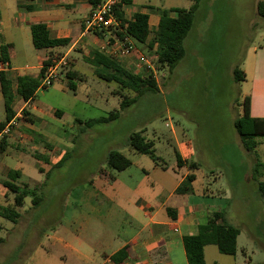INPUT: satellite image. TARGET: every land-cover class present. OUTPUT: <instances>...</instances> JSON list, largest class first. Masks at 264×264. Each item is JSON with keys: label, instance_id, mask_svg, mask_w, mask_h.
Returning <instances> with one entry per match:
<instances>
[{"label": "rangeland", "instance_id": "1", "mask_svg": "<svg viewBox=\"0 0 264 264\" xmlns=\"http://www.w3.org/2000/svg\"><path fill=\"white\" fill-rule=\"evenodd\" d=\"M17 1L0 0L4 22H12L17 15ZM258 1L200 0L184 39L185 55L172 71L158 69L153 51L133 42L132 53L117 59L134 72L147 74L150 69L158 87L122 110V95L136 93L120 90L115 82L103 79L104 71L85 60L81 47L76 45L68 53L66 47L46 53L34 48L29 32L0 23L2 39L15 45L11 66L22 68L19 72L36 73L38 57L45 53L51 58L66 54L67 61L51 85L37 89L28 107L31 113L26 116L20 111L16 125L6 135L10 141L6 158L16 161L24 172L16 183L35 189V195L26 196L16 208L17 222L0 216V237L6 241L0 247L1 264L12 260L16 264H91L80 261L75 250L101 257L117 248L129 228L127 213L145 221L135 201L157 204L163 190L178 178L172 170L178 144H189L192 150L189 163H197L192 169L196 175L192 187L195 194L208 190L209 196L204 197L207 212L222 210L227 221L240 230L235 255L222 254L210 245L205 252L206 264H264L263 198L249 177L257 157L264 163V136L255 137L257 157L246 148L243 151L234 138L241 97L233 83V69L242 68L249 47L264 46V19L257 13ZM192 3L134 0L131 8H143L154 17L163 9L189 8ZM111 37V32H104L101 47ZM140 55L151 68L142 62L136 66ZM68 69L77 73L75 90L68 87ZM0 105L3 118V103ZM56 110L61 114L57 116ZM115 110L120 112L116 119L89 129L75 122ZM13 130L24 136L11 139ZM133 131H142L153 141L157 161L128 144ZM110 150L122 153L131 161L130 166L120 171L109 167L105 157ZM0 158H5L1 151ZM155 162L167 166L160 181L150 169ZM1 175L6 178V173L1 171ZM2 181L0 208L11 206L15 196L8 189L3 193ZM223 191L228 199L213 205V196L223 197ZM34 196L37 204L32 201ZM205 221L206 217L201 222Z\"/></svg>", "mask_w": 264, "mask_h": 264}, {"label": "trees", "instance_id": "2", "mask_svg": "<svg viewBox=\"0 0 264 264\" xmlns=\"http://www.w3.org/2000/svg\"><path fill=\"white\" fill-rule=\"evenodd\" d=\"M92 6H95L102 0H88ZM132 0H118L113 7L114 15L118 21V25L108 28H95L94 32L100 37H103L104 32H111L110 40L123 39L129 37L134 42L144 45L146 44L149 50H152L155 56V65L157 68H164L172 71L178 62L185 55L184 39L188 36L198 8L200 0H193L189 8L172 7L163 9L159 13L157 27L151 33L149 27V15L146 12L135 11L130 18L124 17V7L131 3ZM256 10L260 17L264 19V0H259L256 4ZM99 30V31H98ZM31 40L34 48L48 49L68 44V38H51L49 30L45 23L36 22L30 25ZM11 44L0 45V60L9 61V52ZM49 56L42 62V66L36 76L29 74H18L13 78L8 71H0V92L3 97L5 118L0 121V130L13 118L16 111L12 106L14 94L17 95L22 102H28L35 96V92L40 87V83L45 75V65L49 62ZM85 60L102 69L104 74L102 78L107 81H113L117 84L120 90H129L136 93L135 96L129 97L122 95L120 101V110L134 103L137 98L148 91L154 92L157 89L155 77L148 69L147 74L142 72H134L128 69L123 62L111 56L102 49H97L90 57ZM60 71V70H59ZM61 75V72H60ZM59 75V76H60ZM76 71L68 69L65 72V77L68 79V87L75 90ZM244 79L242 69L235 67L233 69V81L240 82ZM15 84V90L12 86ZM243 113L234 120L236 131L240 135L243 146L252 151L256 157L257 152L255 147L258 142L255 140L257 136H264V118H254L249 114V105L247 99L243 101ZM24 115H29L28 110L23 109ZM54 113L60 115L61 112L56 110ZM118 110L110 112L106 116L98 118H90L85 121L75 119V122L83 124L84 129L92 128L100 123H107L119 116ZM84 131V130H83ZM6 136L0 139V151H3L7 145ZM128 144L138 153L148 155L153 161L157 160L154 153V143L152 140L146 139L142 131L131 132L128 138ZM177 163L180 159L176 156ZM61 162V160L59 161ZM106 164L115 170H124L129 167L131 161L117 150H110L105 157ZM197 163H189L190 169L196 167ZM40 169V168H39ZM253 174L258 178V191L260 197L263 198L264 204V163L258 157L253 167ZM22 175L20 170L8 169L6 171V179L2 181V185L11 192L15 193L14 202L11 206H5L0 209V216L11 222H17L19 212L17 207L22 206L24 198L28 195H33L35 189L23 185L22 187L16 183L17 179ZM195 180L193 172L188 173L182 182L177 186V193H190L192 191V182ZM35 195V194H34ZM33 203L37 204L38 197L34 196ZM2 226L0 225V231ZM240 230L236 226L230 224L221 211L210 212L207 221L198 225L197 231L194 234L184 235L182 242L186 254L188 264H206L204 258V248L207 245L216 246L217 250L222 254L235 255L236 240ZM3 239L0 237V241ZM128 255V247L124 246L114 252L110 259L115 263H121Z\"/></svg>", "mask_w": 264, "mask_h": 264}, {"label": "crops", "instance_id": "3", "mask_svg": "<svg viewBox=\"0 0 264 264\" xmlns=\"http://www.w3.org/2000/svg\"><path fill=\"white\" fill-rule=\"evenodd\" d=\"M133 1L134 0L124 7V17L127 19L130 18L135 11L146 12L143 8L140 10L131 8ZM92 7L93 6L88 0H18L17 15L12 17V22L7 20L4 22V18L0 13V23L4 22L6 28L12 26V28L19 32L27 31L30 33V25L32 23L43 22L46 24L51 38H68L69 42L64 46L41 50H45L47 53L51 50L66 47V53H68L77 45L79 48L81 47L82 51H84L85 54L83 57L86 58L90 57L95 50L101 49L100 47L105 41L104 35L103 37L98 36L94 32L95 29L87 28L85 25V20L90 14ZM128 10L131 11V13H128ZM148 15L149 27L151 33H153V30L157 27L159 15L154 17L149 13ZM151 17L154 18L152 25L150 24ZM1 33L2 32H0V45H12L9 52V61L7 62L10 68L8 73L12 78L18 74H29L19 72L22 68L11 66V57H13L15 45L12 41L3 40ZM111 38L113 39V37ZM109 41L111 40L109 39ZM46 53L43 57H38V71L29 75H37L42 66V62L50 56ZM64 56H66V54ZM22 67L25 68L26 66ZM241 69L244 72V79L240 82L233 81L235 85H238L241 97V102L239 103L241 110L237 113V117L242 115V103L247 99L250 116L254 118H264V46L249 47L246 50ZM13 72L18 73L13 74ZM12 88L15 90V84H13ZM30 101L22 102L20 98L14 94L12 106L16 111L15 118L20 116V111L23 109L30 112L28 109ZM1 102L3 103V97L0 92V103ZM4 118L5 111L4 117L0 118V121ZM11 136V139H15L16 136L23 137L24 135H22L19 130H13ZM8 138L9 137L5 138L7 145L5 149L1 151V154L4 155L5 158H0V173L1 171L6 173L8 169H16L20 170L22 175H24L22 166H16V161L6 158L9 155L8 149L10 147V141ZM234 138H237V141L244 151L245 147L243 146L240 135L237 131L234 133ZM192 155V150L189 144H178L176 156L180 159V163L178 164L176 160L175 168L172 167V170L178 175V178L172 180L171 184L166 187L167 189L163 190L157 204H149L145 202L139 203V199L135 201V205L142 211L145 221L141 222L136 215L127 213L129 228H126V231L124 232V240L117 248L110 250L108 253H103L101 257H99L98 254L84 255L76 249L75 253L79 254L78 259L80 261L86 260L91 264H115L110 259V256L120 248L127 246L128 255L118 264H188L182 237L184 235L194 234L197 231L198 225L207 221V217L210 213L207 212V207L209 205L204 200V197L206 198L209 196L207 189L202 190L201 193L199 192L200 194H195L193 187L190 193H177L175 191L185 176L188 173L193 172L192 169L197 167H193L192 169L189 167V160ZM143 169L145 170V168ZM150 169L155 172L156 179L160 181L161 176H164L167 170V166L155 162ZM251 170V175L249 176L250 180L254 183L256 191L260 196L258 191V178L254 176L253 169ZM147 172H149V170ZM0 179L5 180L6 178L1 175ZM261 179L264 180V176ZM194 181L192 182V186ZM1 187L4 193L7 189L4 186ZM223 193L225 195L223 197L220 195L218 197L213 196L212 200L215 203L213 205H220L228 199L226 192L223 191ZM217 211L222 210L219 209ZM205 217L206 221L201 222ZM135 222L137 223V227H132ZM5 244L6 241L4 239L0 241V247ZM209 246L210 245H207L204 248L205 262V252ZM1 263L2 260L0 261V264ZM8 264H16V262L12 260L8 262Z\"/></svg>", "mask_w": 264, "mask_h": 264}, {"label": "built area", "instance_id": "4", "mask_svg": "<svg viewBox=\"0 0 264 264\" xmlns=\"http://www.w3.org/2000/svg\"><path fill=\"white\" fill-rule=\"evenodd\" d=\"M117 1L118 0H102L93 6L90 14L85 20L86 27L101 29L118 25V21L115 18L113 10ZM107 47L110 48L108 54L115 58H119L130 55L134 48V43L129 37H124L123 39L115 38L112 43L107 40L105 45L101 48L105 50ZM141 62L146 64V68H151L150 64L147 63L146 58L143 57V55H140L139 63H137L136 66H140ZM65 64H67L65 56L50 58L49 62L45 65V75L40 83V87H47L51 85L60 75L59 67ZM9 69L8 63L0 60V71H8ZM15 125L16 118H13L0 130V139L3 136H6Z\"/></svg>", "mask_w": 264, "mask_h": 264}]
</instances>
